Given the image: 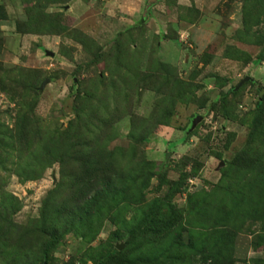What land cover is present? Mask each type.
<instances>
[{"label": "rangeland", "instance_id": "1", "mask_svg": "<svg viewBox=\"0 0 264 264\" xmlns=\"http://www.w3.org/2000/svg\"><path fill=\"white\" fill-rule=\"evenodd\" d=\"M0 9V264H97L116 245L118 264H264V207L245 201L255 191L246 167L264 158V0H0ZM22 106L47 143L55 133L100 137L115 177L152 171L137 204L91 238L64 233L45 260L39 226L79 196L69 183L77 167L53 151L24 171ZM148 218L163 234L150 235ZM151 245L164 254L154 263Z\"/></svg>", "mask_w": 264, "mask_h": 264}, {"label": "trees", "instance_id": "2", "mask_svg": "<svg viewBox=\"0 0 264 264\" xmlns=\"http://www.w3.org/2000/svg\"><path fill=\"white\" fill-rule=\"evenodd\" d=\"M247 1L249 0H244V2ZM261 57L262 54L257 60H260ZM28 92L36 94L33 89L28 90ZM260 102L259 100L257 106L261 105ZM31 113L32 111L29 106H22L14 131L18 144L24 148V151L20 149V154L23 156V161L25 162L24 171L29 170L28 165L37 162L39 156L42 157V154L46 156L53 151L59 154L61 159L67 163V166L77 167L71 170L76 174L71 178L72 180L69 183L79 193V196L65 212L57 210L53 215L54 220L50 224L45 225L46 220H43V223L39 226V229L43 230V233L48 238L41 251V259L45 260L49 253L58 246L64 233L75 228L79 232L81 231L84 237L91 238L93 231L100 226L103 219L114 218L120 212V209L126 207L128 203L137 204L141 197V190L144 187L143 182L149 179L148 173L151 167L149 165H139L136 177L132 178V182L128 180V177L126 181L125 176L120 175V173L115 177L112 152L105 149L106 142H103L100 137L87 136L85 134L76 135L75 133L70 134L68 132L57 136L55 133L49 135L47 143L32 125L33 116ZM54 145H58L59 148L54 147ZM120 151L123 152V155L127 153L123 150ZM257 162L258 160H252L249 166L246 167L247 169H251V177L246 179L247 184L253 185L255 183V191L248 196L246 195L245 201L249 205L251 202H257L258 205L264 207V193L258 190L260 186L257 185L261 181H264V158L260 161V164L257 165ZM34 177V175L28 176V178ZM47 202L48 200L45 201V209L48 208ZM115 210L117 212L113 216ZM261 215L259 218L261 222L260 231L263 235L258 234L256 237L258 240L261 238L259 242H256L259 245L261 243L264 244V212ZM62 216L75 220L77 226L73 228L67 226L61 220ZM84 219L86 225L83 224ZM147 220L150 228L148 232L151 233L152 237L157 238L158 235L163 234V231L157 228V223L155 226L150 223L149 218ZM145 221L146 214H144L138 224L141 226L146 223ZM157 248L158 246L151 245L146 250L154 253L151 255L153 263L159 260L158 256H164L160 252L161 250L159 251V255L157 254ZM122 252L123 250H118L116 246L112 247L110 251L98 258L97 264H107L109 262L111 264H118L119 261H117L116 257L122 255ZM229 264L232 263L230 262Z\"/></svg>", "mask_w": 264, "mask_h": 264}, {"label": "water", "instance_id": "3", "mask_svg": "<svg viewBox=\"0 0 264 264\" xmlns=\"http://www.w3.org/2000/svg\"><path fill=\"white\" fill-rule=\"evenodd\" d=\"M46 56H49V57H53V53L51 51H45L44 52ZM49 79H44L40 86L37 88L38 91H42L43 88L45 87L46 84L49 83ZM248 81H251V78L250 77H244V79L235 87V90H237L243 83L245 82H248ZM201 120V117H196L194 120H193V123H192V129L194 128V126ZM167 157V155H166ZM222 164V163H221ZM116 248L118 250L122 249L123 248V245H116Z\"/></svg>", "mask_w": 264, "mask_h": 264}]
</instances>
